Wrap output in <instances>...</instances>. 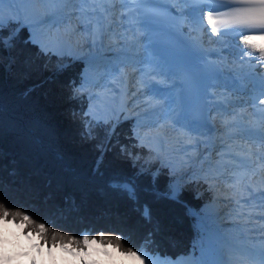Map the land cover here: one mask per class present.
<instances>
[{
	"label": "trees",
	"instance_id": "trees-1",
	"mask_svg": "<svg viewBox=\"0 0 264 264\" xmlns=\"http://www.w3.org/2000/svg\"><path fill=\"white\" fill-rule=\"evenodd\" d=\"M28 21L0 27V220L49 247L90 240L197 263L217 207L212 173L180 180L178 164L138 142L136 119L91 115L78 89L86 59L46 47Z\"/></svg>",
	"mask_w": 264,
	"mask_h": 264
},
{
	"label": "rangeland",
	"instance_id": "rangeland-1",
	"mask_svg": "<svg viewBox=\"0 0 264 264\" xmlns=\"http://www.w3.org/2000/svg\"><path fill=\"white\" fill-rule=\"evenodd\" d=\"M71 1L67 2L69 8ZM75 1L73 2L74 11L72 8L73 12L66 14L60 10L50 12L45 4H41V0H32L30 3L0 0V24L5 27L12 26L26 15L29 20L27 26L33 31L32 33L41 34L38 38L39 42L46 41L45 46H50L59 53H73L86 59L84 64L87 65V72L78 89L88 97L89 113L94 116L97 114L95 117L100 116L101 118L110 116L111 118L136 119L139 141L156 146L158 151L157 145L161 143L157 157L163 163L178 164L177 173L180 175V180H186L188 175H196L199 173L198 168L202 169L203 165L214 170L212 176L206 177V186L212 193H215L214 187L223 188L225 195L216 199V210L212 213L208 211L206 217L209 221V232L221 241L217 244L218 250L223 241H227V244L223 243V251H218L216 256L202 254L201 251L199 262L200 264H212L214 259L222 257L226 264H253V257L260 255L257 250L259 244H262L264 249V239L255 236L256 231L252 229V226L245 227L235 222V220L248 221L254 219V216L247 214V210L240 209L236 196L230 197L236 190L228 188L233 181L231 182V167L226 163V145L222 142L211 143L210 150L205 155L197 145L191 143L186 134L180 136L172 125L166 127L168 120L164 108L160 106L161 104L148 102L143 90L134 88L133 82L131 90H122V94L117 91L116 100H112L109 97V91H105L110 86V76L118 74L119 70L125 67V63L121 61L120 52H113L114 49H118L119 44L115 42L116 44L114 43L112 48L108 49L109 51L100 49L93 44V37L85 36L83 28L78 26L75 28L67 18V15L77 13ZM38 35L34 37L37 38ZM55 38L56 40H53ZM4 43L7 44L8 40L6 39ZM130 66L133 72L130 74L134 76L135 65L130 63ZM106 93L108 96L105 97ZM216 112V117L212 122L221 126L220 128H226L222 135L230 140L227 135L229 125L226 126L227 121L224 120L223 111ZM167 128L171 130L169 135L166 133ZM244 141L250 143L249 139ZM221 165H224L225 169L219 172L218 166ZM235 193L239 194V191ZM255 227L261 230L258 225L253 228ZM1 246L3 251L9 255V261H11L9 264H16L17 256H19L18 264H190L192 262L186 256L173 261L170 258L155 257L144 251L135 252L138 258L132 259L129 258L130 252L122 253L114 247L90 240H86L85 246L80 249L60 245H57L58 248L49 247L40 242L38 235L28 233L22 225L3 220H0Z\"/></svg>",
	"mask_w": 264,
	"mask_h": 264
},
{
	"label": "bare ground",
	"instance_id": "bare-ground-1",
	"mask_svg": "<svg viewBox=\"0 0 264 264\" xmlns=\"http://www.w3.org/2000/svg\"><path fill=\"white\" fill-rule=\"evenodd\" d=\"M69 1L71 0H41V4H45L50 12L60 10L64 11V13L66 12L67 14L74 11L73 2L75 0L70 2V8L67 5V2ZM115 2L117 4L118 0H115ZM95 6H99L98 3ZM76 9L78 13L74 12L73 15H67V18L70 20V23L72 22L75 28L77 26L83 28L85 36L93 37V44L103 50L111 49L115 42L119 44L118 49H114L113 52H120L122 57L121 61L125 63V67L119 70L118 74H112L110 76V86H108L105 90L109 91V97L112 100H116V92L119 91L120 94H122V90H131V83L133 82L134 88L143 90V93H145L144 97L148 102L157 103L158 105L161 104L160 106L164 108V111L167 110L166 119L168 122L166 123L168 124L166 127L172 125V128L178 131L180 136L186 134L189 140H191V143L197 145L200 151H202L205 155L208 154L211 143L222 142L225 144L227 149L226 163L231 167V182L233 181L228 188L240 191V196L236 197L240 209H244V211L247 210V214L254 216V219H249L248 221L240 222L235 219L233 220L241 223L245 227L252 226V229L256 231L255 236L264 239V230L262 231V229H264V182L257 177L258 174H254L256 176L252 175L253 172L257 173L259 171L263 174L264 167H261L260 161L256 160V158H254V162L251 158V151L263 154L262 150L264 149V140L262 139V135H264V127L262 128V131L260 130L259 132L256 128H252V123L246 113L240 118L235 117L236 113L240 109L248 107L251 103L264 105L260 104V100L264 98H261L259 93L252 89L249 84L246 85L247 80H240L237 84L231 80L226 81L227 78H224L223 80H216L211 87V104L206 122H204L203 125H193L187 119L185 120L180 118L182 113L179 110L178 104V88L173 77H153L151 75L146 76L144 79L141 77V69H137L136 64L141 62L142 57L146 58L147 53L140 47H136L134 41H131L127 37H122L120 39L121 33L116 26V22L111 17V14L104 15V12L97 13V10L99 9L91 8L88 0H80L77 3ZM53 40H56V38ZM245 41L248 40L244 38L238 40L236 43L237 48L234 52L239 51L240 48H245L248 58L250 59L253 56L251 61L255 65L256 70L260 71V68L263 67L260 64V59L261 53L264 52V46L258 47L255 51H252L246 45ZM137 56H139V58ZM130 63H134L135 65L134 76L131 75L133 72L131 70ZM150 77L152 80L149 81ZM150 82L152 85L149 84ZM244 84L250 88L246 96H242L243 94L239 93V91H242L241 86ZM157 87H160V89L156 92V95H154V90ZM104 95L105 97L108 96L107 93ZM138 95L139 94H137V96ZM169 105L171 106L170 108ZM216 111H223L225 116L224 119L227 121L226 126L229 125L227 135L230 137V140L225 139L222 135L226 128L217 127V131L212 133L213 136L209 133L210 126L213 123L212 121L217 114ZM166 133L169 135L171 130H166ZM245 139H249L250 143H246V141H244ZM239 148H242L244 151L239 152ZM249 176H252V181L256 182V185L253 186L252 190V187L247 189L245 186V182L247 181L244 180H246ZM222 189L214 187L217 198L225 195ZM253 224L258 225L261 230L256 229V227L253 228L255 226ZM259 245V248L257 249L258 252H264L262 244ZM18 257L19 256L15 258L16 264H18ZM253 258V264H260V255H256ZM8 261L9 255L3 251L1 246L0 264L11 263V261Z\"/></svg>",
	"mask_w": 264,
	"mask_h": 264
},
{
	"label": "snow or ice",
	"instance_id": "snow-or-ice-1",
	"mask_svg": "<svg viewBox=\"0 0 264 264\" xmlns=\"http://www.w3.org/2000/svg\"><path fill=\"white\" fill-rule=\"evenodd\" d=\"M16 3H30L32 0H13ZM140 4H152L154 0H137ZM219 8H230V11L219 13L218 15H213V13L217 12ZM251 9L246 7H230L227 3H223L219 5V7H209L206 13L201 9V23L203 24L206 21L208 28L210 29L212 36H222L225 33L221 32L220 29L226 28L231 25L241 24L245 21L243 20V16L245 13L249 12ZM153 14L145 13L143 15L144 23L142 27L147 31L148 38L153 39L152 33L149 31L147 27L148 24L152 23ZM2 27V24H0ZM255 27H264V25H255ZM236 35H244L243 32H238ZM258 37L253 36V40H257ZM246 45L252 50L255 51L259 44H253L250 41H245ZM165 47L167 49L166 54L158 53L153 51V55L155 59L151 61L155 64V67L159 69L156 74L157 75H166L167 73H171L173 75L177 74V72L184 73L185 79L188 81L190 85L193 87L196 86L200 81V66L197 61L200 59L199 53L196 50L195 42L192 44H185L178 41L171 33H169L167 39L164 41ZM175 57L174 62H169V57ZM261 61L264 62V52L261 53ZM166 70V71H165ZM156 95V93H153ZM260 95H264V84L260 86ZM260 104H264V99L260 100ZM171 106L169 105V108ZM165 114L167 115V110H165ZM181 119H187L186 114L181 115ZM264 139V137H262ZM176 203L183 204L177 195L173 194L171 197ZM187 208V205H184ZM189 213H192L191 209H188ZM220 243L217 238L209 232L206 239L201 241V251L202 254H212L216 256L218 251H222V249L217 248V244ZM224 244H227V241H223ZM129 258L137 259V255L135 253H130ZM197 264H200L198 261ZM212 264H226V261L222 257L216 258L213 260ZM260 264H264V252L260 253Z\"/></svg>",
	"mask_w": 264,
	"mask_h": 264
},
{
	"label": "water",
	"instance_id": "water-1",
	"mask_svg": "<svg viewBox=\"0 0 264 264\" xmlns=\"http://www.w3.org/2000/svg\"><path fill=\"white\" fill-rule=\"evenodd\" d=\"M173 194H175V192Z\"/></svg>",
	"mask_w": 264,
	"mask_h": 264
}]
</instances>
